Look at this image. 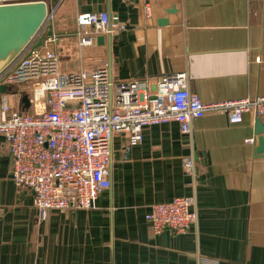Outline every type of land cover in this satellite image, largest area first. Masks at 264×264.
<instances>
[{"label": "crops", "instance_id": "obj_1", "mask_svg": "<svg viewBox=\"0 0 264 264\" xmlns=\"http://www.w3.org/2000/svg\"><path fill=\"white\" fill-rule=\"evenodd\" d=\"M43 1L55 16L45 27L60 35L53 51L63 72L107 63L114 80L130 81L183 71L204 103L264 95L263 0ZM102 11L124 29L79 47L76 16ZM13 87L5 90L12 107ZM256 118L246 112L230 123L225 112H208L187 134L169 121L144 128L137 143L115 134L111 184L95 207L49 210L45 218L33 193L11 178L0 136V264H264V152H256ZM181 195L198 196L196 226L153 234L145 219L150 206Z\"/></svg>", "mask_w": 264, "mask_h": 264}, {"label": "built area", "instance_id": "obj_2", "mask_svg": "<svg viewBox=\"0 0 264 264\" xmlns=\"http://www.w3.org/2000/svg\"><path fill=\"white\" fill-rule=\"evenodd\" d=\"M18 1L0 0V5ZM145 10L149 15L150 6ZM76 24L79 47L91 46L98 35L124 29L105 11L82 12ZM45 26L47 21L37 35L43 36L41 46L34 45L36 40L28 44L0 74V87L28 82L27 110H14L6 92H0V136L10 154L11 178L33 193L39 218L49 210L95 207L97 197L111 184L115 134L137 143L144 128L169 121L187 134L191 122L208 112H225L230 123L241 122L246 112L264 118V95L204 103L189 89L183 71L130 81L114 80L107 63L63 72L53 51L60 35L50 25L47 36L50 26ZM182 165L186 173L193 171L191 158H183ZM199 213L198 196L181 195L153 204L145 219L153 234L164 229L179 233L194 228Z\"/></svg>", "mask_w": 264, "mask_h": 264}, {"label": "water", "instance_id": "obj_3", "mask_svg": "<svg viewBox=\"0 0 264 264\" xmlns=\"http://www.w3.org/2000/svg\"><path fill=\"white\" fill-rule=\"evenodd\" d=\"M49 10L43 0L18 1L0 5V74L15 60L22 50L35 41L36 47L41 46L43 36H37L45 24ZM51 35V30L46 32ZM110 40V37H108ZM104 41L103 35L97 37V43ZM5 86L0 87L4 93ZM22 110L29 107L27 94L21 97ZM264 125L260 118L255 120V134L257 135V153L264 152V140L261 133Z\"/></svg>", "mask_w": 264, "mask_h": 264}, {"label": "rangeland", "instance_id": "obj_4", "mask_svg": "<svg viewBox=\"0 0 264 264\" xmlns=\"http://www.w3.org/2000/svg\"><path fill=\"white\" fill-rule=\"evenodd\" d=\"M54 14L52 12H49V15L47 17V22H51L54 20ZM104 65V64H103ZM60 66V65H59ZM102 66V65H101ZM89 70V69H92L91 67L90 68H78L77 70H74V71H79V70ZM15 87L12 88L11 90V94L13 95L14 97V106H13V109L14 110H18L19 108V104L17 102L20 101V98L23 97V95L27 94L28 93V90H27V87H28V82H20V83H17V84H14ZM12 95H10L12 97Z\"/></svg>", "mask_w": 264, "mask_h": 264}]
</instances>
